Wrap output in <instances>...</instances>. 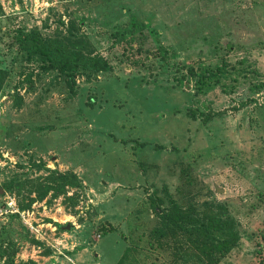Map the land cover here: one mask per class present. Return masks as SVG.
<instances>
[{"label": "rangeland", "instance_id": "1", "mask_svg": "<svg viewBox=\"0 0 264 264\" xmlns=\"http://www.w3.org/2000/svg\"><path fill=\"white\" fill-rule=\"evenodd\" d=\"M23 32L111 69L71 79ZM0 70V264H171L164 186L236 220L221 264H264V0H0ZM58 172L82 187L43 194Z\"/></svg>", "mask_w": 264, "mask_h": 264}, {"label": "trees", "instance_id": "2", "mask_svg": "<svg viewBox=\"0 0 264 264\" xmlns=\"http://www.w3.org/2000/svg\"><path fill=\"white\" fill-rule=\"evenodd\" d=\"M17 42L23 51L38 56L50 65L49 68L68 75L71 79H76L80 74L92 75L111 69L101 57L55 49L48 43H43L34 32H23ZM189 73L192 77H197L193 69ZM3 78L4 72L0 70V90ZM207 79L204 75L199 81L204 85ZM202 85L198 87L202 89ZM28 184L32 191L37 187L36 182ZM65 187L75 189L82 185L76 174L60 172L53 173L40 185V188L46 189L43 194L56 192L58 189L65 190ZM162 192L163 197L159 196L158 191L151 196L152 209L160 220V225L151 233V239L160 249L171 251V264H221L239 247L242 237L236 220L228 215L227 208L208 205L200 212L195 204L183 207L174 199L167 186H164Z\"/></svg>", "mask_w": 264, "mask_h": 264}]
</instances>
